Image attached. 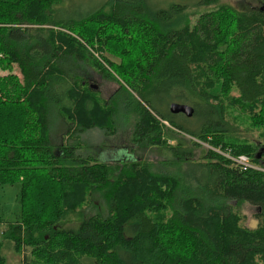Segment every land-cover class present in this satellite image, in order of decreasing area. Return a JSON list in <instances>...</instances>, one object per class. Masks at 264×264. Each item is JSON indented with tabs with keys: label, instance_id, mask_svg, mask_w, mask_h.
<instances>
[{
	"label": "trees",
	"instance_id": "16d2710c",
	"mask_svg": "<svg viewBox=\"0 0 264 264\" xmlns=\"http://www.w3.org/2000/svg\"><path fill=\"white\" fill-rule=\"evenodd\" d=\"M59 1L0 0V71H8L0 184L19 183L20 207L2 236L28 251L21 264H264V0L245 10L219 0H103L69 17L55 10ZM204 6L213 7L197 10ZM81 61L118 89L103 98ZM172 102L197 118L171 113ZM53 104L66 144L49 135ZM130 114L134 147L168 150L182 173L81 154L83 132L113 135ZM188 140L209 148L191 159ZM225 153L259 168L241 169ZM96 195L105 215L63 225ZM244 202L256 207L255 228L241 223Z\"/></svg>",
	"mask_w": 264,
	"mask_h": 264
},
{
	"label": "rangeland",
	"instance_id": "374dc122",
	"mask_svg": "<svg viewBox=\"0 0 264 264\" xmlns=\"http://www.w3.org/2000/svg\"><path fill=\"white\" fill-rule=\"evenodd\" d=\"M102 1L103 0H61L55 6V10L60 8L59 15H65V16L67 15L68 17L75 16L99 6V4ZM155 1L158 2V0ZM164 1L165 2L185 1L189 3L195 2V0H164ZM219 1L222 3L230 4L233 7L243 10L257 8L261 6V2H259L258 0H219ZM212 7L213 6H208V7L204 6L201 7L202 10L200 9L197 10L200 12L203 10L204 11L210 10ZM110 58L112 59V61L115 62L118 61V58L116 57H110ZM81 65L83 66L84 69L91 72V80L89 81L90 84L101 85V81L105 84L101 92V95L103 97L108 98V96L117 88L118 86L117 83H115L114 81L110 82L109 80H104L103 78H101L99 73H96L91 68H89V66L85 64V62L81 61ZM7 73L8 71H4V72L0 71L1 76L6 75ZM12 73L17 77H21L19 70L15 65L13 66ZM163 89H164V85L157 92V96L160 97V100L157 101L158 106L164 105L165 103V93ZM177 114L179 113H175V115ZM133 117L134 116L130 114L129 116H127L125 121L122 120L119 125V128L117 129V131H115L113 135L104 134L102 130H99L97 128H91L90 130L83 132L80 135V138L82 140L81 146L83 147V150H81V154L83 156H89L98 161H104L110 164L119 161V159L121 158H126V159L137 158L139 159V161H143L151 164V169L153 171L163 172V173H169V172L182 173L184 167H182L181 162L178 159H175L168 150L162 148L160 151H158L157 149H151V148L138 149L134 147L131 141V132L134 125ZM196 118L197 117H195L194 119ZM190 119H193V117L188 118V120ZM48 120H49V135L52 140V143L60 145V142L64 141V143L66 144L68 140L66 138L62 139V137L65 136L67 126L65 123H63V120L59 117V113L54 104L49 109ZM248 135L250 142H254V140H256V133L253 135V137L251 132H248ZM185 137L187 139L190 138L187 135ZM168 143L170 145H176V141L173 139L170 140ZM190 143H191L190 140L186 141V145H188L191 149V156H190L191 159H197V157L201 154L202 151L209 148V146L206 143H201L200 146L193 145ZM256 167L257 168L254 169L259 168L258 166ZM18 193H19L18 182L12 185L0 184V217L2 218V223H0V248H1V254L5 258V264H21V257L23 258L24 256L27 257L29 256L27 250H23L21 254L16 253L13 250L11 241L5 239L2 236V232L6 230L7 224L19 218L20 207L18 202ZM96 211H99L103 215L107 213L105 203L103 202L101 197L97 195L94 197L93 206L91 207L87 206L83 208L82 209L83 214H81L80 216H78L77 214L70 216L67 218V220H65L62 223L65 226L72 227L82 218V215L87 216ZM238 211L239 214L243 217L241 223L244 226L248 228H255L257 226V219L255 217L256 207L254 205L248 202H244L238 207Z\"/></svg>",
	"mask_w": 264,
	"mask_h": 264
},
{
	"label": "water",
	"instance_id": "95a60500",
	"mask_svg": "<svg viewBox=\"0 0 264 264\" xmlns=\"http://www.w3.org/2000/svg\"><path fill=\"white\" fill-rule=\"evenodd\" d=\"M169 111L174 114L181 113L186 117H190L193 114V107L184 103L172 102L169 106ZM189 137L193 138L191 136Z\"/></svg>",
	"mask_w": 264,
	"mask_h": 264
},
{
	"label": "built area",
	"instance_id": "2783aa9c",
	"mask_svg": "<svg viewBox=\"0 0 264 264\" xmlns=\"http://www.w3.org/2000/svg\"><path fill=\"white\" fill-rule=\"evenodd\" d=\"M213 150L215 151H219L215 148H213ZM227 158H229L232 163H234V165L239 166L241 169H246V168H257L255 165H253L252 163H250L247 159L246 156L243 155H239V156H232L229 153H225L224 154Z\"/></svg>",
	"mask_w": 264,
	"mask_h": 264
},
{
	"label": "flooded vegetation",
	"instance_id": "af4514ba",
	"mask_svg": "<svg viewBox=\"0 0 264 264\" xmlns=\"http://www.w3.org/2000/svg\"><path fill=\"white\" fill-rule=\"evenodd\" d=\"M100 76H101V75H100ZM101 78H103L104 80H109L110 82L112 81V80L107 79V78L102 77V76H101ZM104 85H105V84H104L102 81H101V85H97V84H96V85H93V84H90V86L93 87L95 90H98L100 94H101V92H102V88L104 87ZM116 89H118V86H117ZM116 89H115V90H116ZM115 90H114V91H115ZM114 91H113V92H114ZM113 92H112V93H113ZM112 93H111V94H112ZM111 94H110V95H111ZM110 95H109V96H110ZM101 96H102V95H101ZM109 96H108V97H109ZM102 97H103V96H102ZM103 98H107V97H103ZM122 159H123V158H122Z\"/></svg>",
	"mask_w": 264,
	"mask_h": 264
}]
</instances>
